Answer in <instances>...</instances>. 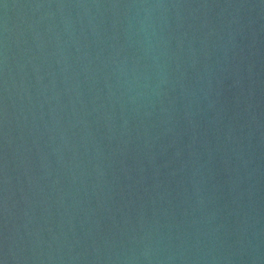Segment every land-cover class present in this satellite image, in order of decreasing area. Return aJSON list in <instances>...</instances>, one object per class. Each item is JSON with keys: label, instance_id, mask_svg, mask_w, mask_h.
<instances>
[{"label": "water", "instance_id": "water-1", "mask_svg": "<svg viewBox=\"0 0 264 264\" xmlns=\"http://www.w3.org/2000/svg\"><path fill=\"white\" fill-rule=\"evenodd\" d=\"M0 264H264V0H0Z\"/></svg>", "mask_w": 264, "mask_h": 264}]
</instances>
